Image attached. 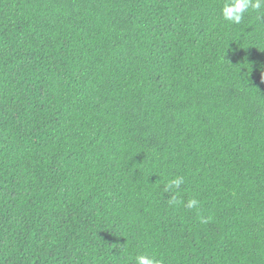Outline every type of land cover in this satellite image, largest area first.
Masks as SVG:
<instances>
[{
	"label": "trees",
	"instance_id": "obj_1",
	"mask_svg": "<svg viewBox=\"0 0 264 264\" xmlns=\"http://www.w3.org/2000/svg\"><path fill=\"white\" fill-rule=\"evenodd\" d=\"M223 2L0 0V264H264V12Z\"/></svg>",
	"mask_w": 264,
	"mask_h": 264
},
{
	"label": "clouds",
	"instance_id": "obj_2",
	"mask_svg": "<svg viewBox=\"0 0 264 264\" xmlns=\"http://www.w3.org/2000/svg\"><path fill=\"white\" fill-rule=\"evenodd\" d=\"M249 10L264 12V0H224L220 13L224 21L234 25H238L244 19L246 13ZM184 183L182 176L172 178L167 187L179 189ZM173 203H183V201H177L173 199ZM200 201L195 197L187 200L184 205L187 209H198ZM201 223H207L208 220L204 217H200ZM135 264H162V261L156 254L144 252L137 254L134 257Z\"/></svg>",
	"mask_w": 264,
	"mask_h": 264
}]
</instances>
